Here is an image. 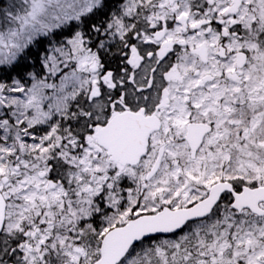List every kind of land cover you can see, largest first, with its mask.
I'll use <instances>...</instances> for the list:
<instances>
[{
  "label": "snow or ice",
  "instance_id": "snow-or-ice-1",
  "mask_svg": "<svg viewBox=\"0 0 264 264\" xmlns=\"http://www.w3.org/2000/svg\"><path fill=\"white\" fill-rule=\"evenodd\" d=\"M0 264H264V0H0Z\"/></svg>",
  "mask_w": 264,
  "mask_h": 264
}]
</instances>
